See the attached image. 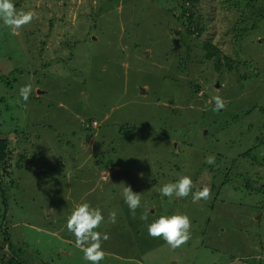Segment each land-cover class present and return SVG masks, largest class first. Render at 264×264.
<instances>
[{"label":"rangeland","instance_id":"rangeland-1","mask_svg":"<svg viewBox=\"0 0 264 264\" xmlns=\"http://www.w3.org/2000/svg\"><path fill=\"white\" fill-rule=\"evenodd\" d=\"M13 2L36 18L15 35L0 21L5 127L30 131L17 141L24 165L1 172L0 264H90L66 227L85 201L110 236L100 264H264V0H198L202 36L187 34L181 0ZM211 40L238 56L232 70H216ZM26 83L33 93L15 103ZM216 95L227 101L219 112ZM116 168L134 179L111 181ZM181 175L193 191L210 186V198L161 196ZM124 184L141 194L135 217ZM177 212L190 217L191 239L172 249L147 226Z\"/></svg>","mask_w":264,"mask_h":264},{"label":"clouds","instance_id":"clouds-1","mask_svg":"<svg viewBox=\"0 0 264 264\" xmlns=\"http://www.w3.org/2000/svg\"><path fill=\"white\" fill-rule=\"evenodd\" d=\"M36 18L34 10L25 11L17 10L13 0H0V21L3 25L15 34L26 25L30 24ZM33 84L26 83L19 88V97L27 103L30 95L33 93ZM213 111L219 112L227 106V101L220 95L213 97ZM215 156L209 155L205 158V162L210 165L215 164ZM115 171L122 174L119 169H114L110 177ZM128 175V174H125ZM143 175L142 173L140 174ZM125 178V177H116ZM133 178V177H132ZM130 179V178H129ZM111 180V181H113ZM195 185L193 180L188 175H181L175 182H166L160 188V195L163 197L186 198L189 194L192 195V202L198 203L201 200H207L211 196V188L208 185L193 191ZM264 187V186H262ZM122 196L125 204L133 217L136 216V211L141 207V194L133 191L131 185L123 187ZM149 210L141 214L140 219L146 221L148 219ZM117 212L110 211L108 221L115 224ZM105 217L100 207H93L91 203L85 201L76 204L67 217V230L75 237V246L83 252V259L90 264H100L105 258L103 250V242L110 239L109 234L98 231L100 225L104 222ZM191 219L187 214L177 212L173 215H161L153 220L147 226L148 235L153 238H163V240L172 249H177L186 244L191 239Z\"/></svg>","mask_w":264,"mask_h":264},{"label":"trees","instance_id":"trees-1","mask_svg":"<svg viewBox=\"0 0 264 264\" xmlns=\"http://www.w3.org/2000/svg\"><path fill=\"white\" fill-rule=\"evenodd\" d=\"M198 0H181V3H178V6L181 5L183 7L182 15L187 18V22H184V26L186 27L187 34L189 35H198L205 33L204 30V19L202 15H200L196 8L193 9L194 6L197 5ZM183 32L182 29L179 33ZM202 36V35H201ZM206 50H207V56L208 58H214L215 61V68L216 70L221 71V68L223 66H227L229 70H232L235 67L236 59H238V56L229 57L227 55L222 56L220 50L216 46V42L214 41H207L205 43ZM226 60V63L224 62ZM201 84L195 85L194 89L195 93H198L200 90ZM202 86V85H201ZM14 95V96H13ZM19 90H14V93L12 92V96L14 97L15 103H23L22 98H19ZM208 95V94H207ZM6 98L2 97L0 98V178L1 172H4V174H10L15 167H22L21 162L25 159H27V156L25 153L19 152V145L17 143L20 135L28 134L30 131H22L23 134L19 135V129L16 127H13V129L8 130L5 126L8 122V119L6 118L5 112L11 110L12 108L8 105L4 108H2V103L6 102ZM60 104H63L60 102ZM59 105V104H58ZM60 107H63V105H59ZM4 127V128H3ZM90 127V126H89ZM41 137V135H39ZM17 144V145H16ZM21 158L22 160L20 161ZM25 167V166H23ZM6 172V173H5ZM61 174H58V176L52 178V180H49L48 182L52 184L53 186H58L57 181L59 180ZM13 178V183H14ZM1 181V180H0ZM248 189H251L252 186L250 184L247 185ZM256 191H264V187L256 188ZM1 264H30L23 258L17 257L16 255H12L10 257L3 256ZM35 264V263H32ZM46 264V263H45Z\"/></svg>","mask_w":264,"mask_h":264},{"label":"water","instance_id":"water-1","mask_svg":"<svg viewBox=\"0 0 264 264\" xmlns=\"http://www.w3.org/2000/svg\"><path fill=\"white\" fill-rule=\"evenodd\" d=\"M116 177H125V178L134 179L132 178L131 175L120 174L118 171H115L114 175L111 177V180L115 179Z\"/></svg>","mask_w":264,"mask_h":264},{"label":"crops","instance_id":"crops-1","mask_svg":"<svg viewBox=\"0 0 264 264\" xmlns=\"http://www.w3.org/2000/svg\"><path fill=\"white\" fill-rule=\"evenodd\" d=\"M117 169V168H116ZM59 181V180H58ZM58 181H57V184H58Z\"/></svg>","mask_w":264,"mask_h":264}]
</instances>
